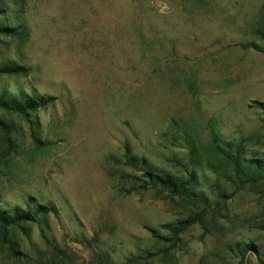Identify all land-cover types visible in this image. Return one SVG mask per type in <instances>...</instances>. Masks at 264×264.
<instances>
[{
  "label": "rangeland",
  "instance_id": "374dc122",
  "mask_svg": "<svg viewBox=\"0 0 264 264\" xmlns=\"http://www.w3.org/2000/svg\"><path fill=\"white\" fill-rule=\"evenodd\" d=\"M0 6V264H264V0Z\"/></svg>",
  "mask_w": 264,
  "mask_h": 264
},
{
  "label": "trees",
  "instance_id": "16d2710c",
  "mask_svg": "<svg viewBox=\"0 0 264 264\" xmlns=\"http://www.w3.org/2000/svg\"><path fill=\"white\" fill-rule=\"evenodd\" d=\"M5 10L2 9L0 6V14L4 13ZM0 30L2 33H4L7 36H18L20 32L15 27H9L4 26L0 27ZM253 47L257 48L255 44L252 45ZM264 52V51H263ZM9 69H5V71H0V75L3 73L9 72L11 75H17L22 73L23 68L18 65H13V67H7ZM52 98H46V97H28L26 95L15 96L11 95L9 96H1L0 97V110L9 112V113H15V114H22L27 115L29 112H36L38 109L48 105L52 102ZM261 106L264 108V104H261ZM246 163H248L249 166V172H245L246 174H251V172L254 170L256 171L264 181V160L260 159H251L248 160ZM135 167L137 165L133 164ZM241 161L238 158L237 159V169L239 170V166L241 168ZM241 170V169H240ZM243 170V165H242ZM241 173V172H240ZM147 177L149 178L150 182H152V185H158L161 186L170 192L178 195H183L186 197H191L193 194V191L191 189V185H193V182L188 181V183H178L172 177L170 176H163L159 174H153L151 172H146ZM250 177V176H249ZM252 178V177H250ZM51 211H54V209H50L43 205H35V209H23L20 207H15L10 210H2L0 209V226L7 229L9 227H16L19 224L22 223H33L36 222L39 216L48 215Z\"/></svg>",
  "mask_w": 264,
  "mask_h": 264
}]
</instances>
